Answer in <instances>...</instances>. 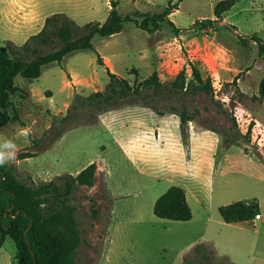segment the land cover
Masks as SVG:
<instances>
[{
  "label": "rangeland",
  "instance_id": "obj_1",
  "mask_svg": "<svg viewBox=\"0 0 264 264\" xmlns=\"http://www.w3.org/2000/svg\"><path fill=\"white\" fill-rule=\"evenodd\" d=\"M170 1L177 2L119 0L117 9L137 17L136 11L161 12ZM219 1L182 0L169 15L176 31L165 21L153 32L125 23L110 37L94 36L93 50L47 66L37 79L14 78L27 96L12 97L20 120L0 129V142L17 147L6 169L40 184L97 165L93 185L77 187L70 197L81 241L72 264H186L185 257L198 264L191 252L198 243L212 250L209 264H264V220L226 223L218 212L222 205L256 200L264 219V98L258 94L264 60L254 42L239 41L253 33L264 39V0H239L216 19ZM109 12V0H0V46L23 44L54 13L84 25L103 23ZM106 67L129 84L156 71L166 85L182 72L191 79L195 67L213 90H145L148 104L138 96L120 99L95 124L83 125L95 112L74 98L103 91ZM182 108L191 120L180 118ZM69 111L80 126L70 123L74 128L63 132L68 124L54 121ZM24 128L30 130L26 138ZM25 151L36 155L18 160ZM170 186L186 191L189 221L154 215L156 199ZM0 264H16L10 237L0 247Z\"/></svg>",
  "mask_w": 264,
  "mask_h": 264
},
{
  "label": "trees",
  "instance_id": "obj_2",
  "mask_svg": "<svg viewBox=\"0 0 264 264\" xmlns=\"http://www.w3.org/2000/svg\"><path fill=\"white\" fill-rule=\"evenodd\" d=\"M171 1L158 13L148 14L136 11L139 22L133 15L122 16L118 12L119 0H109L110 12L103 23L89 22L78 25L63 13L47 16L43 27L31 35L23 44L16 45L8 41L0 46V129L13 119L20 120L12 97L18 94L27 96V91L14 84V78L20 75L26 80L37 79L44 68L59 64L64 58L83 51L93 50L94 36L110 37L122 31L125 23L133 22L138 28L147 32L159 29L162 22H167L175 31L169 15L178 4ZM239 0H220L214 7L213 15L220 19ZM242 45L254 42L258 55L264 60V39L253 33L248 36L239 35ZM99 65H105L102 57H97ZM109 81L103 91H97L88 97L76 96L74 101L81 108H89L95 112L91 121L83 125L95 124L97 115L117 105L118 100L138 96L149 103L148 96L142 95L145 90L158 94L164 90L183 92L184 94L206 92L213 90L210 80L204 81L200 72L192 67V78L186 81L184 73H179L168 85L162 83L156 71L146 79L129 84L126 79H120L108 67ZM264 70V65H262ZM131 72L137 75V69ZM259 97L264 98V78L258 91ZM73 105L74 110L78 108ZM156 109V106H153ZM160 115H162L160 113ZM182 120H191L185 108L179 111ZM77 117L69 111L65 116L58 117L55 123L65 122L67 128H74L70 123H76ZM232 122L235 120L232 118ZM79 124V125H78ZM226 145L229 139L225 140ZM32 152H20L17 159L35 156ZM97 165L90 163L75 175L66 174L58 177L59 182L43 181L40 184H29L18 179L6 169V164L0 166V247L5 238L10 237L16 249V264H72L76 252L81 245L78 224L75 219V206L70 204V197L79 186L91 187L96 177ZM222 220L226 223L250 222L259 213L256 200L236 201L218 208ZM153 213L160 219L173 221H189L192 210L187 201L185 190L180 186H170L155 201ZM191 252L198 264H209L212 250L205 243H198ZM183 262H191L185 257Z\"/></svg>",
  "mask_w": 264,
  "mask_h": 264
},
{
  "label": "clouds",
  "instance_id": "obj_3",
  "mask_svg": "<svg viewBox=\"0 0 264 264\" xmlns=\"http://www.w3.org/2000/svg\"><path fill=\"white\" fill-rule=\"evenodd\" d=\"M21 135L25 138L30 135V130L27 128L21 129ZM17 147L8 139L0 142V166H3L16 159Z\"/></svg>",
  "mask_w": 264,
  "mask_h": 264
},
{
  "label": "crops",
  "instance_id": "obj_4",
  "mask_svg": "<svg viewBox=\"0 0 264 264\" xmlns=\"http://www.w3.org/2000/svg\"><path fill=\"white\" fill-rule=\"evenodd\" d=\"M107 58H105V61H106V66H108V67H110V64H108V62H107ZM205 133L206 134H210L208 131H205ZM78 172V171H77ZM76 172V173H77ZM185 193H186V191H185ZM186 198H187V201H188V203H189V198H188V195H187V193H186ZM190 204V203H189ZM259 204V203H258ZM259 211H260V214H261V207H260V205H259ZM261 216H262V214H261ZM262 221L264 220L263 219V216H262V219H261ZM244 223H246V222H244Z\"/></svg>",
  "mask_w": 264,
  "mask_h": 264
},
{
  "label": "built area",
  "instance_id": "obj_5",
  "mask_svg": "<svg viewBox=\"0 0 264 264\" xmlns=\"http://www.w3.org/2000/svg\"><path fill=\"white\" fill-rule=\"evenodd\" d=\"M262 219V216L259 213L255 214L254 218L251 220L252 223H255L257 220H261Z\"/></svg>",
  "mask_w": 264,
  "mask_h": 264
}]
</instances>
